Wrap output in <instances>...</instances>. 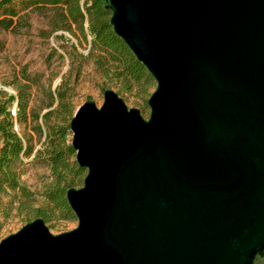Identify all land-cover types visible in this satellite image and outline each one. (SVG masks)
Segmentation results:
<instances>
[{
    "label": "water",
    "instance_id": "1",
    "mask_svg": "<svg viewBox=\"0 0 264 264\" xmlns=\"http://www.w3.org/2000/svg\"><path fill=\"white\" fill-rule=\"evenodd\" d=\"M156 85L149 115L112 89L69 126L77 225L36 217L0 264H253L264 254V0H108ZM0 89H10L0 84Z\"/></svg>",
    "mask_w": 264,
    "mask_h": 264
},
{
    "label": "rangeland",
    "instance_id": "2",
    "mask_svg": "<svg viewBox=\"0 0 264 264\" xmlns=\"http://www.w3.org/2000/svg\"><path fill=\"white\" fill-rule=\"evenodd\" d=\"M23 13L26 14L28 26L21 20L14 23L16 27L13 30L0 28V84L10 89V92L2 91L15 96L8 107L14 130L24 144L34 148L31 155H21L20 182L34 193L37 199L35 204H41V195L52 180V175L44 155L34 157L36 151L43 150L48 143L43 119H39L42 125V132L39 133L34 129L31 112L41 116L53 109L57 102L55 92L60 88L66 93L73 114L85 101H93L100 106L106 89L114 90L128 107L138 108L145 118L149 115V107H144L142 99L123 93L114 81L97 69L93 55L89 54L91 37L86 22L84 33L74 23H71V30L54 29L51 21L55 16L53 10L27 8ZM20 90L25 93L28 103L26 122H19L17 118ZM0 97L3 100L7 98ZM49 119L56 124L60 122V115L52 114ZM71 138L70 130L67 140L71 142ZM18 196L16 191L0 192V239L16 232L26 223L16 209ZM45 224L50 232L58 234L74 228L77 218H60ZM253 264H264V254L257 257Z\"/></svg>",
    "mask_w": 264,
    "mask_h": 264
},
{
    "label": "trees",
    "instance_id": "3",
    "mask_svg": "<svg viewBox=\"0 0 264 264\" xmlns=\"http://www.w3.org/2000/svg\"><path fill=\"white\" fill-rule=\"evenodd\" d=\"M0 0V28L15 29L14 23L24 20L23 11L27 8L50 9L55 12L52 18L54 29L71 30V23L84 33V23L91 37L89 54L93 55L97 69L114 81L123 93L142 99L144 107H149L147 99L156 82L147 68L140 62L122 38L113 30L110 23L112 11L108 0ZM59 23V24H58ZM5 91V90H4ZM0 89V192L7 190L19 193L16 209L24 219L30 221L40 217L45 223L55 219L72 220L76 215L66 199V190L82 185L86 168L80 166L76 159V151L67 140L70 134L69 122L73 116L71 103L62 88L56 90V106L39 116L31 112L34 129L42 132L39 119H43L46 127L47 146L37 150L34 157L44 155L46 165L50 167L52 180L42 193L41 204L32 191L20 182L21 155H31L33 146L24 144L22 138L13 128L12 115L8 107L15 100L14 95H7ZM17 118L19 122L28 120L27 99L20 90L17 96ZM60 115V122L52 124L50 116ZM14 199V197H13ZM13 201V200H12ZM11 201V202H12Z\"/></svg>",
    "mask_w": 264,
    "mask_h": 264
},
{
    "label": "flooded vegetation",
    "instance_id": "4",
    "mask_svg": "<svg viewBox=\"0 0 264 264\" xmlns=\"http://www.w3.org/2000/svg\"><path fill=\"white\" fill-rule=\"evenodd\" d=\"M257 257H259V256H257ZM257 257H256V258H257ZM256 258H255V259H256ZM254 262H255V260H254Z\"/></svg>",
    "mask_w": 264,
    "mask_h": 264
}]
</instances>
